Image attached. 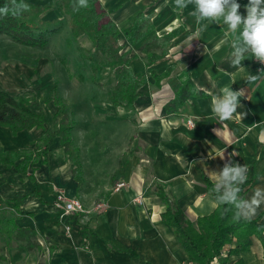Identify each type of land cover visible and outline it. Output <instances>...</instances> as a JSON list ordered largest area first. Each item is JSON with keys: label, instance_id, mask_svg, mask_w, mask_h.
<instances>
[{"label": "crops", "instance_id": "crops-1", "mask_svg": "<svg viewBox=\"0 0 264 264\" xmlns=\"http://www.w3.org/2000/svg\"><path fill=\"white\" fill-rule=\"evenodd\" d=\"M26 1L44 10L43 20H58L59 25L65 22L56 10L57 0ZM104 2L118 28L140 12L150 15L152 31L139 42L129 45L123 36L119 38L121 51L130 58L134 52L133 59L138 55L137 60H130L132 71L143 76L136 90L138 96L131 108L121 99L115 105V73L111 104L96 99L84 101L86 105L79 102L82 109L69 119L66 102L64 113L72 123L69 137L80 180L57 136L62 112L53 101L52 122L41 106L33 107L30 101L32 111L45 114L44 128L13 134L10 128L0 126V154L20 153L10 166L0 163V236L20 244L29 255L26 264H34L37 254L41 259L37 264H139L138 258L150 264H189L172 230L162 222L161 214L167 205L157 195V189L189 221L195 222L217 207L207 193L204 177L215 183L211 173L219 172L232 153L236 154L231 156L234 163L246 165L248 170L251 167L252 180L240 197L248 199L256 188L264 189V67L250 54L242 62L244 68L232 67L228 59L230 42L239 33L228 32L222 20H203L198 24L191 15L195 9L192 3L172 7L171 0ZM245 11L246 7L239 9L242 16ZM176 30L178 34L170 40L164 54L150 63V56L161 53L159 48L150 49L151 36L160 38ZM78 37L73 38L71 33L72 42ZM80 37L93 53L90 39L85 34ZM146 46L150 50L146 51ZM96 74L92 71L89 81L93 83ZM249 74L260 75L261 79L246 83ZM187 82L191 86L189 96L172 111L170 103L176 91ZM224 87L243 90L244 95L233 117L221 121L212 111V102ZM56 91L65 101L58 87ZM90 104H94L93 112L87 110ZM188 120L192 126L187 125ZM46 132L49 140L45 146L40 141ZM107 139L113 140L115 147L102 156L106 150L101 144ZM24 158L29 163L23 167L22 175L16 165ZM119 182L124 187L115 190ZM73 198L80 202L83 212L65 214L58 208L59 199ZM252 219L264 228V205ZM4 224L35 231L32 241L37 246L26 249L25 242L16 240L15 233L2 232ZM250 239L249 248L230 255L227 264L239 260L242 264H264V230L261 238L252 235Z\"/></svg>", "mask_w": 264, "mask_h": 264}, {"label": "trees", "instance_id": "trees-1", "mask_svg": "<svg viewBox=\"0 0 264 264\" xmlns=\"http://www.w3.org/2000/svg\"><path fill=\"white\" fill-rule=\"evenodd\" d=\"M134 1V0H133ZM22 2L28 5L27 10H23L19 15H12L11 10L7 15H0V36L8 37L12 42L26 47L44 49L49 43V38L57 32L59 26L58 20L46 21L41 20L39 15L42 11L40 6H36L26 0ZM21 3V0H16ZM240 8L246 7L249 2L237 0ZM8 5L12 8L11 0H0V8ZM87 7H79L78 0H58L56 10L62 16L69 17V27L73 38L85 34L93 45V53H88L87 60L92 62L96 59V64L92 65V71L97 73L102 66H108L114 70L117 77V85L112 93V102L118 104V99L126 102L127 108H131L132 103L137 98L136 90L143 82V76L134 73L130 66L131 58L128 53H120L122 47L119 46V37L123 36L129 45H134L152 31L150 17L145 16L142 12L129 22L127 25L118 28L110 18V15L101 6L99 0H87ZM178 34V30L158 38L156 35L151 36L150 49H161L160 55H152L149 62L157 60L164 54L170 40ZM150 41V42H151ZM146 46V51L150 50ZM148 62V63H149ZM80 80V78H79ZM191 86L189 82L180 87L170 103L172 111L180 106L189 96ZM62 112L59 122L57 136L60 138V144L70 160L75 165L74 175L80 180L77 157L74 155L69 137V130L72 123L68 121L66 115V103L62 100L54 86L48 98ZM30 99L24 95L12 96L8 92L0 91V126L11 129L15 134L21 130L32 128H44L47 120L45 114L41 111L34 112L30 109ZM49 134L46 132L41 139V144H47ZM19 152H5L0 154V163L10 166L17 157ZM29 161L25 158L20 164L16 165L18 171L24 175V166ZM252 180L251 167L247 172V180L241 185L243 189L249 185ZM207 193L217 203L216 209L207 216H202L191 222L186 219L183 212L177 207L171 205L169 199L161 189H157V195L167 205L164 213L161 214L162 222L170 227L176 240L185 251L189 264H227L230 255L246 251L250 246V237L252 235L261 238L264 228L258 223L257 219L245 220L235 216V209L231 205H222L216 201L211 181L204 177L203 179ZM27 195V193L25 194ZM21 199V198H20ZM229 209L225 211V209ZM8 224V223H7ZM3 225L2 232L6 235L15 233L16 240L25 242L26 249L36 247L35 231L31 229L15 228L10 224ZM15 228V229H14ZM264 241V239H262ZM225 254V256H223ZM139 264H150L138 258ZM236 264H242L237 261Z\"/></svg>", "mask_w": 264, "mask_h": 264}, {"label": "rangeland", "instance_id": "rangeland-1", "mask_svg": "<svg viewBox=\"0 0 264 264\" xmlns=\"http://www.w3.org/2000/svg\"><path fill=\"white\" fill-rule=\"evenodd\" d=\"M104 1L99 0L101 6L110 15V11L104 6ZM245 1L249 2V0ZM169 5L172 7L176 5V0H171ZM43 15L44 10L39 15L41 20H43ZM177 15L181 17V13L178 12ZM246 15L247 12L245 11L243 16L246 17ZM63 20L65 22L60 23L57 32L49 38V43L45 49L21 46L12 42L6 36H0V90H6L12 95L26 96L30 99L33 107L39 105L45 110L51 122L54 113L51 112L50 107V101L52 100L48 98L49 93H51L50 90L54 86L58 87V91L63 97L65 96V103L68 104L67 113L69 119H71L84 101L90 102L91 100L94 102L96 99L101 103L111 104L110 89L113 88L116 82L114 70L105 65L97 72L94 78L95 81L93 83L89 81L92 74V65L96 64L97 61L95 59L92 62L85 58L88 53H92L89 51V46H86L84 38L80 36L75 42H72L68 23L69 17L64 16ZM66 23L68 24L67 27H65ZM118 44L121 46L120 42ZM120 53L127 52L120 50ZM133 53L131 54L132 59L134 57ZM128 56L130 55L128 54ZM137 59L138 55L133 60ZM95 86L97 90L94 88ZM82 87L85 88L82 89ZM74 88L78 90H74ZM77 91L79 94H76ZM93 91H97V94L93 95ZM92 105L88 106V111H92ZM77 112L80 111H76V114ZM92 112H90V115H92ZM86 117L90 121L93 120V117L88 115ZM109 133V131L106 133L108 134L107 137ZM101 147L102 150H106L102 152V156H107L109 152L111 153L114 150L115 142L107 139V142L102 143ZM93 150L96 151L94 148ZM5 217L8 218V215H5ZM35 256L34 264L40 263L39 255ZM28 260L29 255L21 249L18 242L10 237L0 236V264H26Z\"/></svg>", "mask_w": 264, "mask_h": 264}, {"label": "clouds", "instance_id": "clouds-1", "mask_svg": "<svg viewBox=\"0 0 264 264\" xmlns=\"http://www.w3.org/2000/svg\"><path fill=\"white\" fill-rule=\"evenodd\" d=\"M12 8L8 5L0 8V15H7L11 10L12 15H19L21 11L27 10L28 5L17 4L16 0H11ZM192 3L195 9L191 15L195 17L197 23L208 20L210 22H220L226 26L230 33H239L230 42L231 52L229 62L232 67L242 69V62L246 59V54H250L257 61L264 63V0H249L246 5V17L239 13L240 4L237 0H176L180 7H186ZM87 0H78L79 7H87ZM204 28L207 25L203 26ZM203 31V28L200 29ZM261 72H264L262 70ZM261 79L260 75L249 74L246 83H254ZM244 95V91H233L229 87L221 89V95L214 96L212 111L219 120H229L236 113L240 106L239 99ZM230 154L228 163L219 172L211 173L215 183L213 192L216 201L222 205H231L235 209V216L245 220H251L261 205H264V189L256 188L248 199L240 197L241 185L247 180L248 168L246 165L234 163ZM223 159V155L220 156ZM229 209H225L228 211Z\"/></svg>", "mask_w": 264, "mask_h": 264}, {"label": "built area", "instance_id": "built-area-1", "mask_svg": "<svg viewBox=\"0 0 264 264\" xmlns=\"http://www.w3.org/2000/svg\"><path fill=\"white\" fill-rule=\"evenodd\" d=\"M256 62L258 63V65L260 67H264V63H261V62H259L257 60H256ZM192 124L193 123H192L191 120H188L187 121V125L192 126ZM123 187H124V183L123 182H119L116 185L115 190H119V189H121ZM57 206H58V208H61L65 214L75 213V212H83L82 205L75 198L70 199V200H67V201H64V200L59 199V202L57 203Z\"/></svg>", "mask_w": 264, "mask_h": 264}]
</instances>
